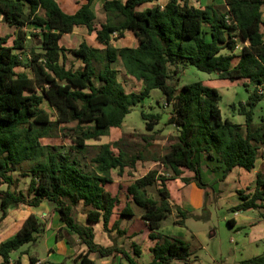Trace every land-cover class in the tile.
<instances>
[{
  "label": "trees",
  "instance_id": "obj_1",
  "mask_svg": "<svg viewBox=\"0 0 264 264\" xmlns=\"http://www.w3.org/2000/svg\"><path fill=\"white\" fill-rule=\"evenodd\" d=\"M95 1L85 0L75 13H67L59 0H0L3 21L17 29L12 43L11 35L0 36V223L20 204L36 208L50 202L66 226L57 231L56 240L86 247L75 257V264H96L92 255L142 264L138 244H132L133 254L117 243L105 247L95 241L93 224L103 221L111 232L109 223L119 204V197L107 189L114 182L113 171L123 177L130 169L131 176L145 156L141 152L129 155L111 143L96 146L89 163L80 155L91 147L88 140H99L111 128L122 127L134 106L152 90L161 89L172 105L168 123L179 133L163 154L153 158L164 174L151 169L127 186V195L142 208L150 229L153 259L148 264L188 262L191 243L160 229L175 210L180 224L190 215L200 216L172 205L166 182L181 179L208 189L203 176L206 159L221 163L225 177L235 168L251 171L256 167L264 149V119L253 127L254 109L264 99V0H225L224 9L214 3L195 7L186 0H168L164 6L156 3L159 0H105L108 19L100 27L96 26ZM77 27L95 32L104 48L81 42L70 50L82 61L74 69L67 67L69 49L61 40ZM127 31L138 40L136 46L113 44ZM240 43L243 46L237 52ZM116 62L143 83L142 90L126 91ZM187 65L215 73L219 79L256 86L246 103H240L244 124L223 117L222 95L216 87L199 81L179 89L172 82ZM45 103L54 109L56 119ZM142 116L148 130L162 119L160 113L143 112ZM69 123H76L70 146L41 141ZM22 170L30 177L27 190L18 188L12 174ZM237 194L240 203L232 212L258 210L264 218V168L258 171L254 188L238 189ZM79 212L88 223L79 220ZM121 215L134 212L127 205ZM228 223L235 226L233 219ZM115 226L118 229V222ZM44 233L45 224L30 215L14 236L0 243V264H22V254L27 253L24 246L37 243ZM118 233L126 232L119 229ZM17 252L20 256L12 261ZM37 261L31 256L33 264ZM241 264H264V253Z\"/></svg>",
  "mask_w": 264,
  "mask_h": 264
},
{
  "label": "rangeland",
  "instance_id": "obj_2",
  "mask_svg": "<svg viewBox=\"0 0 264 264\" xmlns=\"http://www.w3.org/2000/svg\"><path fill=\"white\" fill-rule=\"evenodd\" d=\"M61 0L60 3L66 11H74L78 8L80 3L76 0ZM102 1L98 0L95 4L94 10L97 14L96 26L100 27L101 23L107 21L108 15L102 7ZM195 2V1H193ZM209 3H214L221 8H225V0H209ZM200 3H198L199 5ZM33 27L30 26L32 31ZM11 35V40L17 36V31L14 27H10L6 22L3 21V15L0 12V36ZM87 41L91 46L104 48L97 39L96 33H90L85 27H77L75 30L63 36L61 44L67 49V67L77 69L82 66V61L77 58L70 50L78 48L81 42ZM12 43V41H10ZM138 40L133 33H128L122 39H114L113 44L117 47L123 46H136ZM31 40L28 41V45H31ZM243 43H240L237 52L242 49ZM40 50V48H38ZM114 67L119 71V79L123 83L127 92L140 91L143 88V83L138 81L136 78L128 75L121 62L114 63ZM202 81L210 86L216 87L221 95L222 100L220 107L223 111L224 116H230V119L240 122H245V116L238 113L236 118L231 115L233 113V103L237 107V112L240 109V103H245L250 93L255 89L254 84H250L248 87L242 81L232 82L230 80L219 79L215 73H207L199 70L193 65H187L183 68L178 75L172 80L173 83H177V87L180 89L185 84ZM263 87H259V90ZM56 119V113L54 109L49 106L48 103L44 104ZM250 107L247 106V109ZM172 110V105L169 104L161 89H154L148 98L143 100L141 103L133 107V110L126 116L125 121L120 128H111L110 132L106 136H102L99 140H88L87 143L91 146L85 154L80 155L83 162L89 163L91 157L95 154V147L104 143H111L115 149L121 148L126 151L129 155L141 152L145 156L146 160L138 163L139 169L136 170L138 175H143L148 169L157 168L160 174H164L161 165H154L152 168L153 158L160 156L166 151L169 145L170 139L179 133L176 126L169 124L168 119ZM143 112L162 114L161 121L155 126L154 130H148L146 128V121L143 118ZM242 118V119H240ZM264 119V99L254 109V124L256 128ZM76 123L62 124L58 129L52 132L50 136L44 137L41 141L44 144H55V145H66L70 146L72 139H74V131L72 130ZM64 129H63V128ZM118 146V147H117ZM117 147V148H116ZM147 161L148 163H144ZM27 168V165H25ZM129 170L127 169L126 174L122 180L125 184L129 183L135 178V170L131 171L133 176H129ZM115 176L119 178L117 171H114ZM17 179V186L19 189L27 190L30 177L25 176L24 171H15L12 173ZM190 174V173H187ZM167 176H170L167 173ZM190 176V175H189ZM120 179V178H119ZM121 180V179H120ZM121 185V184H120ZM7 185H2V188H6ZM109 190L118 191V185H108ZM205 190V189H204ZM205 190V208H201L194 214L199 215L202 219L196 220L194 216H188L185 220L193 227H200L207 230V234L204 238V244L198 248L195 253H192L190 260L186 261H174L172 264H241L245 259H249L256 255L264 253V240L256 245L249 244L248 232L250 230L249 223H244L245 218H256L260 217L258 210H248L241 212L238 216V220L241 221L238 225L231 226L228 221V217L234 216V212H229L227 208L223 207L218 202H209V194L211 190ZM208 194V195H207ZM49 215L42 216V212L39 213V217L42 222L46 224L51 222L56 226L61 221L58 214L54 210V204H48L45 207ZM28 206L20 204L9 211L8 216L0 223V241L12 237L21 227L22 222L30 213ZM193 213V212H192ZM78 218L84 219L82 212H79ZM59 230V229H58ZM57 230V231H58ZM211 232V233H210ZM129 242V239L127 240ZM38 257L47 258V255L52 251H57V258L59 262H52L48 259H43L41 264H75V257L82 250V247H74L75 250L72 256H65L62 249H58L54 245V237L52 234L46 235L45 233L39 238L37 242ZM35 246L33 244L26 245L22 249L23 252H33ZM20 254V253H16ZM96 256V255H94ZM13 261L16 260V255H12Z\"/></svg>",
  "mask_w": 264,
  "mask_h": 264
},
{
  "label": "crops",
  "instance_id": "obj_3",
  "mask_svg": "<svg viewBox=\"0 0 264 264\" xmlns=\"http://www.w3.org/2000/svg\"><path fill=\"white\" fill-rule=\"evenodd\" d=\"M60 1L61 0H59V3ZM69 1L71 0H68L67 2ZM186 1L190 5H193L195 7H202L207 4H210L208 2L209 0H186ZM78 2L80 3V5L78 6L79 8L85 2V0H80ZM104 2L105 0L102 1L103 4ZM167 2L168 0H159L156 3H159L161 6H164ZM96 3H98V0H96L95 3L93 4V8ZM198 3L200 4L198 5ZM103 4H102V7H103ZM153 4L155 3L148 4V5L151 6ZM77 9L69 12L63 8V10L67 13H75ZM10 27H13V26H10ZM128 33H132V32L127 31L126 35H128ZM263 36H264V26H263ZM12 40L10 37V41ZM236 110H237V107L233 108V113L231 115L233 118H236V116L239 113ZM241 115L242 114H240V117ZM223 117L228 118L229 120L233 122H236L233 119H230V116L226 117L223 114ZM236 123L244 124L245 122L241 120L240 122L237 121ZM151 162H152L151 168L154 165H159V162L157 161H151ZM138 163H137L136 170H138L140 167L138 166ZM144 163L146 164L148 162L144 161ZM262 168H264V149L262 150L261 156L257 160L256 167L253 170L247 171L242 168H235L226 177L224 176V167L221 163H219L217 160H209V159L204 160L203 176H204L205 181L210 185V187L207 190L208 191L211 190L210 191L211 194H209L210 197H209L208 203H211L212 201L214 202L216 201L218 202V204H221L223 207L227 208L229 212H231L230 211L231 208L240 203L237 190L254 188L256 184L257 173ZM136 170H135V178L127 184L123 182L122 180L123 177H119L121 179L120 180L118 177L115 176V173L113 171L114 182L111 184L118 185V191L116 192L115 190H110V191L114 195H117L119 197V204L115 208L114 213L109 223V228L111 229V232L109 233L108 231L105 230L103 221L93 224V227L95 230V241L97 243L105 247L113 246L115 243H117L119 246L124 247L131 254H133L132 244L136 243L140 246L141 251H142L141 255L138 257V260L142 264H148L153 259V253L151 252V246L153 245V241H151L149 238L150 229H149L147 222L143 218L142 208L138 207L135 203L132 202L131 198L128 197L127 186L131 184L135 179L147 174L151 169H148V171L144 173L143 175H138ZM166 185L171 193V204L172 205L180 206L183 209L191 213L192 212L196 213L197 211H199L201 208L205 206V190L206 189L204 190L202 188H199L195 183L187 184L183 182L181 179H169L167 180ZM158 187L160 188L161 185L159 184ZM107 189H108V185H107ZM48 204H51V203L44 202L41 206L36 207V208L25 205V206H28L29 209L31 210L28 216L22 222L21 227L24 224L25 220L32 214L37 216L39 220L42 221L38 214L42 212L43 214L42 216L49 215L48 211H46V208H45L46 206H48ZM127 205L132 208L134 215H129V216L121 215V212L124 210V208ZM56 213L58 214V217L60 219V214L58 212ZM240 214L241 212H236L234 213V216L228 217V219L229 220L233 219L235 221V225H238L241 222L237 218L238 216H240ZM83 215H84V219H80V220L84 223H88L86 215L85 214ZM195 219L200 221L202 218L200 217L199 219L198 218H195ZM177 220H178L177 211L175 210L171 216H169L167 219L163 221V226L161 227L160 231L165 235L179 237L183 240L190 242L191 248H192L191 252L195 253L198 250V248H200V246L204 244V238L208 231L198 226L197 227L191 226V224H189L187 220H184V223L182 224L177 223L176 222ZM116 222H118L119 224L118 229L115 226ZM243 222L246 224L249 223L250 225V230L248 232L249 244L258 246V244L264 240V218L249 217V218H245ZM60 228H66L65 224L62 221H60L57 226L54 223L49 222L46 224L45 234L46 235L52 234V236L54 237V245L57 246L58 249H62L65 252L64 253L65 256H68V257L72 256L73 252L75 251L73 250L74 247L68 244L66 239L59 240V241L56 240L57 230ZM119 229L125 231L126 233L124 235H120L118 233ZM7 239H3L2 241H0V243ZM128 239H129V242H127ZM33 245L35 246V249L33 250V252L27 251V253L22 254V257H21L22 264H33L31 262V256H34L38 260L37 263L35 264H38V262L42 263L43 259H48L52 262H59V260H56L57 254H58L57 251L50 252L47 255V258H43L41 260V258H39L37 254L38 253L37 243ZM85 251H86V247H83L79 253L85 252ZM13 255H16V258L20 256L19 254H16V253ZM92 258L95 259L96 264H129L125 259H120V258H116V259L112 257L98 258L97 256H94V255H92ZM12 261H13V258H12Z\"/></svg>",
  "mask_w": 264,
  "mask_h": 264
},
{
  "label": "built area",
  "instance_id": "obj_4",
  "mask_svg": "<svg viewBox=\"0 0 264 264\" xmlns=\"http://www.w3.org/2000/svg\"><path fill=\"white\" fill-rule=\"evenodd\" d=\"M260 91H262V89H260ZM161 165V164H160ZM162 166V165H161ZM38 264H41L40 262H38Z\"/></svg>",
  "mask_w": 264,
  "mask_h": 264
}]
</instances>
